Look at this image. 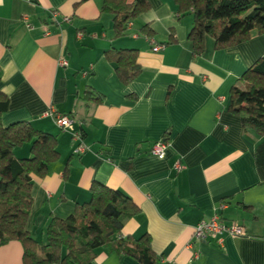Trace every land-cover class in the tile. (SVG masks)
I'll use <instances>...</instances> for the list:
<instances>
[{
    "label": "crops",
    "instance_id": "crops-1",
    "mask_svg": "<svg viewBox=\"0 0 264 264\" xmlns=\"http://www.w3.org/2000/svg\"><path fill=\"white\" fill-rule=\"evenodd\" d=\"M148 2L150 10L116 39L104 0H0L1 89L10 103L2 124L29 122L57 137L61 155L46 177L33 179L27 230L46 244L52 219L75 216L99 183L139 208L122 236L148 234L161 264H264V137L229 112L231 89L264 58V37L254 33L220 51L207 37L205 53L195 58L193 16L177 17L172 0ZM146 25L152 38L141 32ZM156 45L164 49L155 53ZM112 49L140 51L142 73L132 83L117 76L107 58ZM50 110L71 115L85 154H75L79 142L43 117ZM167 138L166 157L152 156ZM30 151L25 145L15 157ZM216 214L248 236L195 241L196 226ZM23 253L18 242L0 245V264H23ZM92 264L140 263L100 248Z\"/></svg>",
    "mask_w": 264,
    "mask_h": 264
},
{
    "label": "trees",
    "instance_id": "trees-1",
    "mask_svg": "<svg viewBox=\"0 0 264 264\" xmlns=\"http://www.w3.org/2000/svg\"><path fill=\"white\" fill-rule=\"evenodd\" d=\"M172 1L177 17L194 18L188 39L195 58L205 53L207 37L215 41L218 51L244 44L254 33L264 37V0ZM149 10L148 0H104L103 4V12L114 17L116 39L124 38L130 25ZM141 32L149 38L154 34L148 25ZM107 58L125 85L142 73L139 50L112 49ZM86 95L92 100L95 94L87 91ZM9 104L1 89L0 71V245L20 243L23 264H92L100 248H109L140 264H161L148 234L138 239L122 236L125 222L136 217L139 208L122 192L99 183L92 185L90 201L78 206L75 216L52 219L46 244L32 237L27 225L33 205V179L46 177L61 155L57 137L35 130L29 122L4 127L2 117ZM229 112L241 118L245 131L264 137V58L231 89ZM25 145H30L31 156L16 158L15 150Z\"/></svg>",
    "mask_w": 264,
    "mask_h": 264
},
{
    "label": "built area",
    "instance_id": "built-area-1",
    "mask_svg": "<svg viewBox=\"0 0 264 264\" xmlns=\"http://www.w3.org/2000/svg\"><path fill=\"white\" fill-rule=\"evenodd\" d=\"M58 13L53 12V17H56ZM132 25H130L131 27ZM153 42V41H151ZM164 47L156 45L153 48L155 53L160 52ZM59 65L61 67H67L68 63L66 60H61ZM43 117L51 118L55 121L57 127L63 132H69L73 140L79 142V146L75 150V154L82 155L88 151V147L83 144L82 135L79 131H76L74 128L75 121L68 116L60 115L50 110L46 112ZM169 147V141H161L154 145L150 154L160 160H163L166 157V151ZM174 169L177 173L181 172L184 169V166L181 160L176 161ZM225 206H222L224 209ZM248 233L244 226L238 223L226 224L219 214L214 215L208 221L200 222L194 231L193 239L200 243H207L210 241H216L219 244H222V240L225 237L231 238H244L247 237ZM199 257V254H195V259Z\"/></svg>",
    "mask_w": 264,
    "mask_h": 264
}]
</instances>
